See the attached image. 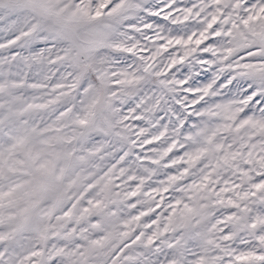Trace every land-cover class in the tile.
I'll use <instances>...</instances> for the list:
<instances>
[{
	"label": "snow or ice",
	"instance_id": "snow-or-ice-1",
	"mask_svg": "<svg viewBox=\"0 0 264 264\" xmlns=\"http://www.w3.org/2000/svg\"><path fill=\"white\" fill-rule=\"evenodd\" d=\"M0 264H264V0H0Z\"/></svg>",
	"mask_w": 264,
	"mask_h": 264
}]
</instances>
